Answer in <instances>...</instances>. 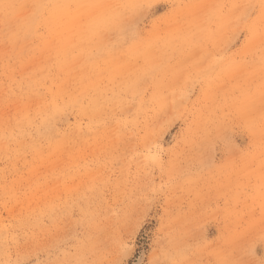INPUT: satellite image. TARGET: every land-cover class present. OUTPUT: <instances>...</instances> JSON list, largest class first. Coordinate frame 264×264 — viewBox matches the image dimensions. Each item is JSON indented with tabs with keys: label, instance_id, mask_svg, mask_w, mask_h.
<instances>
[{
	"label": "rangeland",
	"instance_id": "obj_1",
	"mask_svg": "<svg viewBox=\"0 0 264 264\" xmlns=\"http://www.w3.org/2000/svg\"><path fill=\"white\" fill-rule=\"evenodd\" d=\"M263 11L0 0V264H264Z\"/></svg>",
	"mask_w": 264,
	"mask_h": 264
},
{
	"label": "bare ground",
	"instance_id": "obj_2",
	"mask_svg": "<svg viewBox=\"0 0 264 264\" xmlns=\"http://www.w3.org/2000/svg\"><path fill=\"white\" fill-rule=\"evenodd\" d=\"M263 15H264V11H263ZM263 17H264V16H263ZM51 108H53V107H51ZM57 111H58V110H57ZM48 113H49V112H48ZM50 113H51V112H50ZM48 115H49V114H48ZM48 115H47V116H48ZM45 118H47V117H45ZM45 118H44V119H45ZM47 119H49V118H47ZM43 122H44V121H43ZM48 127H49V126H48ZM48 127H47V128H48ZM43 128H44V127H43ZM43 128H42V129H43ZM48 129H49V128H48ZM43 130L46 131L45 129H43Z\"/></svg>",
	"mask_w": 264,
	"mask_h": 264
}]
</instances>
